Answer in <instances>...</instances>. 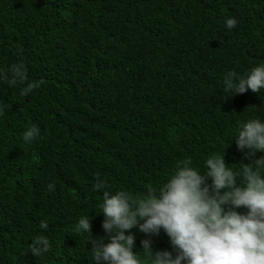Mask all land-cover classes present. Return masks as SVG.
I'll return each instance as SVG.
<instances>
[{"label": "trees", "instance_id": "1", "mask_svg": "<svg viewBox=\"0 0 264 264\" xmlns=\"http://www.w3.org/2000/svg\"><path fill=\"white\" fill-rule=\"evenodd\" d=\"M19 60L44 83L21 95L0 81V264H94L89 241L106 235L97 176L140 196L178 159L251 163L231 139L264 119V90L224 97L222 81L264 64V0H0V68ZM132 233L142 252L149 237ZM39 235L50 249L34 256ZM150 239L172 250L163 231Z\"/></svg>", "mask_w": 264, "mask_h": 264}, {"label": "clouds", "instance_id": "2", "mask_svg": "<svg viewBox=\"0 0 264 264\" xmlns=\"http://www.w3.org/2000/svg\"><path fill=\"white\" fill-rule=\"evenodd\" d=\"M236 24L235 17L225 18L227 29ZM27 72L19 60L0 68V81L24 85L21 95H27L44 83L28 81ZM222 83L224 97L249 90L259 93L264 90V64L243 74L229 70ZM39 132L38 126H28L22 139L30 142ZM234 133L231 140L251 163L228 166L223 155L212 153L198 170L190 159H178L158 187L140 196L105 190L104 180L97 176L92 187L103 190L99 207L106 235L89 241L94 264H264V155L253 159L257 152L264 153V119L249 117L236 125ZM241 208L246 211H237ZM90 221L82 216L76 231L90 232ZM39 227L46 230L48 224L42 221ZM133 229L149 237L140 241L139 253L133 252ZM161 231L171 251H153L150 237ZM29 247L34 256H41L50 243L39 235Z\"/></svg>", "mask_w": 264, "mask_h": 264}]
</instances>
